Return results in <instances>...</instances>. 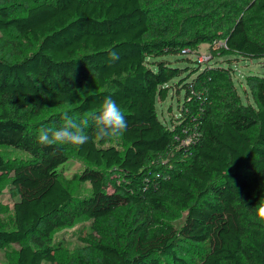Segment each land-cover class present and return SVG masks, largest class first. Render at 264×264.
<instances>
[{
  "label": "trees",
  "instance_id": "trees-1",
  "mask_svg": "<svg viewBox=\"0 0 264 264\" xmlns=\"http://www.w3.org/2000/svg\"><path fill=\"white\" fill-rule=\"evenodd\" d=\"M20 1L29 4L24 14L0 6V33L16 38H0V53L21 57L0 58V147L27 156L12 169L13 215L0 221V248L18 246L6 264H62L56 230L123 210L136 214L127 242L119 233L114 245L101 235L91 247L92 263L77 257L72 264H161L162 258L187 264L179 248L196 255L193 264H264V232L254 220L264 198V76L247 77L253 104L243 103L231 67L189 57L200 43L222 41L224 47L210 48L212 57L264 59V0L240 2L220 34L170 31L175 21H152L145 0ZM18 44H25L20 51ZM112 50L119 60L110 61ZM169 56L185 58V67ZM174 86L184 96L182 125L194 139L181 150L184 161L164 177L151 164L171 150L180 129L163 123L155 105ZM108 95L124 113L127 131L96 141L89 118ZM52 108L62 109L47 115ZM64 111L89 119L88 142L40 145V128L61 127ZM69 150L95 167L73 177L90 184L89 195L75 198L67 187L60 168ZM175 210L186 212L178 229L153 224Z\"/></svg>",
  "mask_w": 264,
  "mask_h": 264
},
{
  "label": "rangeland",
  "instance_id": "rangeland-1",
  "mask_svg": "<svg viewBox=\"0 0 264 264\" xmlns=\"http://www.w3.org/2000/svg\"><path fill=\"white\" fill-rule=\"evenodd\" d=\"M240 2H242L243 6L247 3L245 0H145L144 6L152 21L154 19L164 23H173L175 21L176 25L170 24V31H177V29L181 31L204 29L205 31L212 30L220 34L223 29H226L229 22L237 17V13L241 10ZM0 6L9 7L15 13L24 14L29 4L20 0H0ZM167 16L174 18V20L172 21ZM0 38H7L9 40L16 39L12 33H0ZM221 43L222 41L216 44L200 43L193 48L191 51L192 54L189 57L195 61L201 55H209L210 59L206 63L212 64L218 61L224 67H231L233 70L232 81L241 101L243 103L253 104L250 88L247 84V77L250 75L264 76V59L245 61L240 57L232 55L212 57L210 48H216ZM24 45H17L19 51L24 48ZM181 57L178 56V59H180L178 62L177 56H169L167 59L174 65L185 67L187 62H182L185 58ZM0 58L9 62L21 59V57H12L7 54L4 55L3 53H0ZM184 74L186 75V73ZM173 82H177V80L174 79ZM177 91L174 86L170 90L167 99L164 102H156L155 105L157 115L163 123L172 129H175L176 126H179L180 129L179 138L174 139L171 150L164 156H161L156 165L155 163L151 164L155 167L162 168L163 172L161 170L157 173L164 177L184 161L181 150L186 151L194 139V132L185 129L184 125H182L180 118L183 117L181 109L184 104V96L182 92L178 93ZM61 109L52 108L47 112V115ZM112 144L116 147L123 148L122 142L119 139H114ZM0 155L5 162V170L0 171V221L6 222L13 215V205L18 200L17 194L11 184L13 176L12 169L27 159V156L9 147H0ZM66 156L67 161L60 168V171L68 183L67 187L71 195L75 198L89 195L91 191L90 184L74 181L73 177L80 174L84 169H94L95 167L78 157L74 150H69ZM104 172L109 174L107 171ZM110 177L114 179L113 174H109L107 178ZM185 215V211L175 210L174 214L158 215L152 218V220L156 226L160 224L170 225L178 229L182 225ZM135 220L136 214H130L128 211L123 210L103 221H93L81 217L75 220L71 227L56 230L52 234L53 243L62 247V251L57 258L58 262L72 264L77 257H83L89 263H92L94 255L91 247L94 242L102 235V237L108 238L114 245L116 242L114 234L119 233L122 244L126 243ZM147 222L145 221V223ZM15 249H18V246L1 247L0 264H6L8 256ZM177 256L187 261V264H193L192 261L196 259L195 254L192 256L184 248H179ZM161 264L176 263L171 258H162Z\"/></svg>",
  "mask_w": 264,
  "mask_h": 264
},
{
  "label": "clouds",
  "instance_id": "clouds-1",
  "mask_svg": "<svg viewBox=\"0 0 264 264\" xmlns=\"http://www.w3.org/2000/svg\"><path fill=\"white\" fill-rule=\"evenodd\" d=\"M110 61L119 60V54L109 52ZM81 90V89H77ZM85 90V89H84ZM63 125L59 128H40L37 141L42 146L73 145L82 146L89 140L85 129L89 126V119L94 123L95 140L105 141L122 136L127 131V120L120 106L111 95L104 98L99 111L94 112L89 119L77 121L68 111L62 113ZM254 220L259 223L261 232H264V198L257 204Z\"/></svg>",
  "mask_w": 264,
  "mask_h": 264
},
{
  "label": "built area",
  "instance_id": "built-area-1",
  "mask_svg": "<svg viewBox=\"0 0 264 264\" xmlns=\"http://www.w3.org/2000/svg\"><path fill=\"white\" fill-rule=\"evenodd\" d=\"M217 42H213L212 44H216ZM218 45V44H217ZM224 47L223 42L218 45V47ZM217 48V47H216ZM210 59L209 55H201L198 59H196L195 61H197L199 64H206V61H208Z\"/></svg>",
  "mask_w": 264,
  "mask_h": 264
}]
</instances>
